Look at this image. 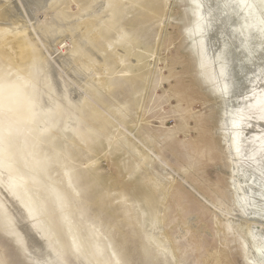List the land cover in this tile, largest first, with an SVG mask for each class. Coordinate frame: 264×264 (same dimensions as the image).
<instances>
[{
	"label": "rangeland",
	"instance_id": "obj_1",
	"mask_svg": "<svg viewBox=\"0 0 264 264\" xmlns=\"http://www.w3.org/2000/svg\"><path fill=\"white\" fill-rule=\"evenodd\" d=\"M197 12L192 0H0V124L63 193L84 245L104 251L99 262L73 252L49 206L62 264H264V189L241 198L252 178L236 179L224 123L236 99L188 34ZM221 27L207 35L218 68ZM261 54L252 69L264 71ZM46 92L62 115L41 106ZM258 109L239 124L260 130L259 114L248 119ZM239 139L241 160L252 148ZM0 169V264H47Z\"/></svg>",
	"mask_w": 264,
	"mask_h": 264
},
{
	"label": "bare ground",
	"instance_id": "obj_2",
	"mask_svg": "<svg viewBox=\"0 0 264 264\" xmlns=\"http://www.w3.org/2000/svg\"><path fill=\"white\" fill-rule=\"evenodd\" d=\"M192 1L198 12L195 22L191 24V28L188 30V34L193 37L201 34V37H199L195 43V47L199 49L200 58L208 59L214 65L217 77L220 78L222 76L223 81L221 83V89L223 88L222 91L225 90L223 93L226 96V100L231 96L236 99V105L231 108L229 104L226 103V113L228 117L226 116L224 123L227 125L228 133L225 136L228 142V151L230 153L232 165L238 168L236 179L241 183L242 179H249L250 176L252 178L249 183L239 185L243 191V196H241L242 200L246 205L250 206L252 203V191L264 189V82H260L264 81V71L262 69L260 70L259 67L252 69L247 63V60L252 56L257 58L258 55L261 57V53L264 52V0ZM212 3L215 4V8L211 9L210 6ZM246 7L250 9V12H246ZM244 13L247 16L252 17L250 19V25L253 29L251 30L247 28L243 33L242 30L240 31L239 29V24L242 22L240 19ZM242 19H244V17ZM233 20L235 26H232ZM211 25H216L218 28L222 26L221 29L223 28L224 51L219 53V57L223 58L224 65H218L219 68L217 67L218 63L215 61V58H213L214 56L211 55V43L209 44L207 42V35L212 30ZM236 27L240 33L235 29ZM219 45L220 44H218L217 47ZM257 82L259 85L258 87L260 88H254ZM46 93L48 94L47 99H45V104H41V106H43V108H50L53 107L50 103H53V105H56L53 107L54 111H57L62 115L63 111H66V109L63 108L64 106L61 104L58 107L56 103L54 104V102H50V99L48 98H51L50 96L53 95H51L50 92ZM247 93H254V97L250 102L245 103L243 102V99ZM35 95L34 91H32L31 100L34 99L33 97H35ZM52 99L53 98H51V101ZM256 107H259V109L254 112L255 114L250 112V114H248V119H250L249 123L252 122L254 125L255 123H253L252 118H254V115L259 114V118H257L258 120L254 119V121L261 126V128L258 127L260 130L255 131L257 127L256 129H251L248 124L240 125L239 123L241 119L244 118L245 114ZM41 108L40 110L42 112L38 110L41 112V115L35 117L37 125L39 126H42L43 120L51 114L50 111ZM51 109L52 108H50V110ZM262 110L263 113L261 112ZM69 116L71 115H68L67 120L70 119ZM74 117L76 116L74 115ZM74 117L70 119V122L72 121L74 123L75 119L74 121L72 120ZM236 123L239 124L236 126V128H239V135L236 132L229 134L231 128H233L232 126ZM242 134L244 139L247 140L249 138L247 144L249 143L252 149L246 158L239 160L238 156L246 146V143H242L239 139V136L242 137ZM19 140H21V138ZM21 145H23L22 142ZM20 147L22 148L23 146ZM243 162H247L249 166H245ZM0 167L4 168L3 170L6 172L5 174H8L11 179L9 189L11 190L13 197L18 200V204L23 209L22 211L24 212L25 217L29 221L31 220L32 226L31 223L27 221L29 227L35 231L36 236H40V240L44 243L43 246L50 251L51 255L48 256L49 262L47 264H62L60 259L61 250L55 243L54 228L51 221L48 219L50 215L48 209L49 206H52L53 211L58 214V219H60L61 225L65 229L67 235H69L70 249L77 255H83L94 262L101 261L104 256V251L101 249L100 242L94 240L92 246L84 245L82 236L79 234L76 226L71 223L69 213L65 209L63 193L60 192L53 183L46 180L44 173L36 167L33 159L27 154V152H25V150L21 151L14 148V143L10 141V134L1 124ZM240 169L242 170L241 173L239 172ZM242 173L245 174V177H243ZM256 202L257 200L255 203ZM6 218L4 210L0 209V220L4 221ZM24 220L26 219L24 218Z\"/></svg>",
	"mask_w": 264,
	"mask_h": 264
}]
</instances>
